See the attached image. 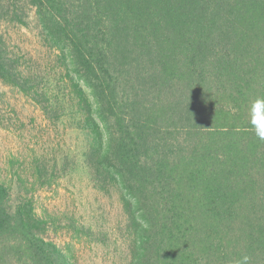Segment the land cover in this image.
I'll use <instances>...</instances> for the list:
<instances>
[{"label":"trees","instance_id":"obj_1","mask_svg":"<svg viewBox=\"0 0 264 264\" xmlns=\"http://www.w3.org/2000/svg\"><path fill=\"white\" fill-rule=\"evenodd\" d=\"M26 4L75 102L93 181L119 193L127 264H264V140L250 114L264 98V0H0V17L26 24ZM0 78L62 116L51 81L3 35ZM46 229L0 180V264H74Z\"/></svg>","mask_w":264,"mask_h":264},{"label":"rangeland","instance_id":"obj_2","mask_svg":"<svg viewBox=\"0 0 264 264\" xmlns=\"http://www.w3.org/2000/svg\"><path fill=\"white\" fill-rule=\"evenodd\" d=\"M26 24L0 17V35L27 72L38 73L61 96L60 118H49L41 106L0 78V180L13 203L32 198L46 220L43 235L55 242L74 264H127V216L119 193L98 188L85 162L88 142L78 125L75 102L64 98L55 52L43 41L35 10L26 4ZM48 173L44 183L38 169ZM91 227L94 236L78 231Z\"/></svg>","mask_w":264,"mask_h":264},{"label":"clouds","instance_id":"obj_3","mask_svg":"<svg viewBox=\"0 0 264 264\" xmlns=\"http://www.w3.org/2000/svg\"><path fill=\"white\" fill-rule=\"evenodd\" d=\"M250 114L255 135L264 140V98H258L252 103Z\"/></svg>","mask_w":264,"mask_h":264}]
</instances>
